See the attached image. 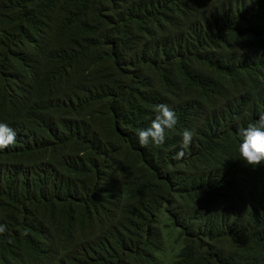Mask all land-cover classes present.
I'll use <instances>...</instances> for the list:
<instances>
[{
  "label": "trees",
  "instance_id": "obj_1",
  "mask_svg": "<svg viewBox=\"0 0 264 264\" xmlns=\"http://www.w3.org/2000/svg\"><path fill=\"white\" fill-rule=\"evenodd\" d=\"M261 114L264 0H0V264H264Z\"/></svg>",
  "mask_w": 264,
  "mask_h": 264
},
{
  "label": "clouds",
  "instance_id": "obj_2",
  "mask_svg": "<svg viewBox=\"0 0 264 264\" xmlns=\"http://www.w3.org/2000/svg\"><path fill=\"white\" fill-rule=\"evenodd\" d=\"M156 115L148 128L137 130L138 142L142 147H159L165 143L166 133L173 131L177 124V117L172 108L166 104H159L154 109ZM16 132L6 123H0V150H4L16 143ZM195 130L185 129L182 133L181 150L174 159H182L185 156L184 148L190 146ZM242 137L238 151L240 159L246 165L253 168L264 163V114L259 115L255 122L248 123L239 130ZM6 230V226L0 225V233Z\"/></svg>",
  "mask_w": 264,
  "mask_h": 264
}]
</instances>
